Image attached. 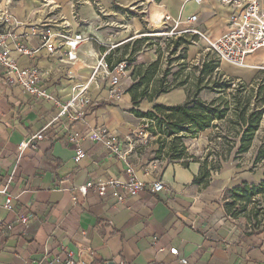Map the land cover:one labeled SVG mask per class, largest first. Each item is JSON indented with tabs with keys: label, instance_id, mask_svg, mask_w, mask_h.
Segmentation results:
<instances>
[{
	"label": "crops",
	"instance_id": "0c3cea01",
	"mask_svg": "<svg viewBox=\"0 0 264 264\" xmlns=\"http://www.w3.org/2000/svg\"><path fill=\"white\" fill-rule=\"evenodd\" d=\"M16 1L13 11L23 23L17 32L26 34V44L33 52L13 55L20 66L34 65L43 73L39 85L57 101H67L78 85L88 81L96 62L95 54L105 51L109 43L118 45L108 54V61L122 59L120 50L125 46L123 58L127 59L132 44L141 40L142 50L133 53V64H148L160 53L162 63L165 51L162 44L168 39L153 40L147 31H142V22L125 13L130 0H118L120 3L115 6L104 0H88L75 7H72L74 0H54L55 11L64 16L72 33L90 34L98 40L81 44L72 60H67L61 51L48 53L40 47L37 35H29L31 25L42 17L38 13L40 1ZM156 2L162 14L168 13L179 21L177 30L192 26L216 39L229 29L232 9L220 0ZM35 3L36 9L30 12ZM96 3L104 13L98 11ZM157 11L151 16L156 24L162 16ZM192 14L198 17L190 24L188 18ZM131 32L142 34L132 36ZM195 45L199 43H187L189 61L205 58L202 48L198 47L201 52L197 53ZM261 64H264L263 49L247 55L243 65L220 61L218 70L225 77L250 82L256 80ZM131 69L129 65L120 79L117 99L110 94L108 79L99 81L97 86L90 84L89 104L84 114L73 120L69 113L56 117L59 109L52 101L31 97L4 81L0 73V188L7 186L13 206V211L0 207V221L13 222L10 231H0V264H34L45 253L57 256L61 245L72 251L78 264H111L118 260L125 264H181L180 258H185L186 264H264V232L247 235L245 218H232L223 206L225 190L241 180H227L226 170H220L208 181L196 179L200 170L197 161L186 165L180 160L161 163L152 157L141 159L137 154L140 145L133 138L136 130L130 110L133 105L126 92L132 83ZM199 97L207 100L202 93ZM185 100V89L177 87L159 94L152 102L141 100L139 110L146 112L156 103L171 106ZM99 125L133 143L127 162L102 144L85 138L81 140L84 155L75 159L74 145L67 134ZM38 131L43 133V139L36 140L34 146L19 148L22 141ZM253 142L254 139L247 152L254 148L256 154L259 145ZM128 165L145 186L124 202H114L94 189L84 194L77 189L87 181L127 182L131 177ZM263 172L258 173L255 182L262 178ZM156 179L164 181L168 189L151 191L149 184ZM3 198L0 194V202ZM24 212L32 217L25 227L16 221V213ZM173 247L177 248L178 256L169 252Z\"/></svg>",
	"mask_w": 264,
	"mask_h": 264
},
{
	"label": "built area",
	"instance_id": "2783aa9c",
	"mask_svg": "<svg viewBox=\"0 0 264 264\" xmlns=\"http://www.w3.org/2000/svg\"><path fill=\"white\" fill-rule=\"evenodd\" d=\"M16 0H0V73L1 78L12 86L21 88L25 93L35 99L52 101L59 109L56 117L69 113L70 120L80 118L84 113L85 107L89 104L88 86L90 84L99 85V81L108 79L110 94L114 98L119 96V82L122 76L128 72L129 62L126 58L120 60H107L108 54L116 48L118 44L109 43L107 49L102 53H96V62L88 81L78 85L71 97L67 101H57L46 89L39 85L43 73L34 65L20 66L16 57L17 52L21 55H30L33 51L26 44V34L17 32V28L23 23L16 17L13 7ZM38 13L42 17L31 25L29 35H37L40 47L48 53L62 52L67 60L76 57V50L81 44L90 41H97L96 37L82 33H72L69 23L62 14L55 11L57 4L54 0H39ZM88 0H74L72 7L80 3H87ZM224 5L232 9L229 17L227 32L216 39H211L208 35L192 26L177 30L178 20L172 18L168 13L161 16V25H169L170 29L160 34L167 38L187 37V43L202 45L203 57L212 55L217 62L226 61L234 65H243L244 58L259 50H264V3L263 0H220ZM98 11L104 13V9L96 3ZM53 8V9H52ZM197 15L192 14L188 18L190 24L195 23ZM159 25V26H161ZM155 40V38L153 39ZM167 54V53H166ZM260 70H264V64L258 65ZM218 69V68H217ZM223 78L225 76L222 75ZM55 117V118H56ZM52 121L46 123L47 128ZM85 138L89 141L102 144L111 153L127 162V154L134 145L132 142L121 140L118 135L110 128L99 125L87 129L86 131H70L67 139L74 145V157L80 159L84 155L81 147V140ZM43 139V133L36 132L22 141L19 148L34 146L36 140ZM156 165H152V170ZM127 172L131 177L127 182L116 180H97L87 181L77 189L80 193H86L88 189H94L100 195H108L114 202H124L128 196H134L141 191L145 183L138 179L130 165ZM149 189L153 192L164 191L168 185L161 179H156L149 184ZM0 194L4 196L0 202V207L7 211H13L12 197L7 193V186L0 188ZM29 213H16V221L22 226H27L31 220ZM13 222L9 220L0 221V231H10ZM169 252L178 256L177 248H170ZM181 264H186L185 258H180ZM34 264H78L73 258L72 251L65 245L59 247L57 256H49L47 253L38 259ZM111 264H125L118 260Z\"/></svg>",
	"mask_w": 264,
	"mask_h": 264
},
{
	"label": "trees",
	"instance_id": "16d2710c",
	"mask_svg": "<svg viewBox=\"0 0 264 264\" xmlns=\"http://www.w3.org/2000/svg\"><path fill=\"white\" fill-rule=\"evenodd\" d=\"M180 47L181 49L179 51ZM186 49L187 41L182 39V37L173 41L167 56L168 63L172 60L169 59L170 55L174 56L173 60H185ZM135 51V48H132L127 59L129 64L132 65L130 71L132 83L126 89L133 105L130 110L136 117L148 118L153 128L156 126L162 130L166 126L167 134L173 135L175 142L180 141V149L178 150L175 147V150L170 154V161H178L181 158L180 156L184 151L182 140L187 134L195 136L200 131L214 127L213 122L220 120H228L230 123H234V125L239 127L234 136L238 138L237 146L233 149L234 158L240 157L249 150L255 133L259 128V122L264 113V106L262 108H250L248 111L247 102L242 106L236 105V107L231 108L227 102H224L222 106L215 105L219 97L208 102L202 100L199 97V93L203 89L216 90L230 84V82L226 81L209 80L203 83L204 77L211 78L212 74L218 68V62L212 55H206L205 58L200 60L201 64L198 69L199 76L190 85L187 82V76L182 75L185 63L179 64L178 69L172 73L170 65L161 70L162 55L160 53L156 60L148 64H133L135 59L132 55ZM194 68L197 67L195 66ZM260 73L262 71L258 72L256 79L259 78ZM158 75L159 77H157ZM177 87H183L186 91V100L183 103L171 106L156 103L153 105L152 110L146 112L137 109L141 100L146 99L152 102L159 94L169 92ZM259 88L262 90L264 83ZM261 101L264 103V97L261 98ZM232 109L235 112L234 119H227L229 116L228 113ZM155 112H159L161 115ZM165 112L167 113L164 114ZM160 150L161 147L157 149V152H160ZM229 150L231 151L232 147ZM229 150L224 161L230 155ZM263 159L264 138L257 148L254 163H258ZM196 161L200 163V170L196 179H205L208 181L213 173H218L222 167L219 161H216V165L208 164L207 166H210L209 168H205L206 160ZM182 164L186 165L187 162H182ZM223 200V206L227 215L232 218H245L247 235L264 232V172L258 182L241 180L227 188L224 192Z\"/></svg>",
	"mask_w": 264,
	"mask_h": 264
},
{
	"label": "rangeland",
	"instance_id": "374dc122",
	"mask_svg": "<svg viewBox=\"0 0 264 264\" xmlns=\"http://www.w3.org/2000/svg\"><path fill=\"white\" fill-rule=\"evenodd\" d=\"M103 1V0H102ZM108 3H111V6H115L120 3L118 0H104ZM116 3V4H115ZM156 0H130L129 4L125 7L127 15H133L138 18L142 22V31H147L148 36L150 38H155L156 40L158 37L162 39L160 34L156 35L154 33H162L164 31H168L170 26L161 25L159 23H155L153 19H151L152 13L156 10H159V6L156 5ZM264 3V0H263ZM16 4L17 1H16ZM36 3L33 7L30 8V12H33L36 9ZM128 11H132V14ZM162 14L161 11H159ZM157 11V13H159ZM161 25V26H159ZM149 29V30H148ZM133 31V29L131 30ZM132 36H138L140 33H133L131 32ZM168 40L163 41L164 48V56L162 63L160 65L161 70L165 69L168 65L171 67V73L178 69V65L181 63H185L184 71L182 72L183 76H187V82L191 85L196 77L199 76L198 69L200 68V60L198 61H189L188 58L185 60H173V57H169L172 59L171 61H167V56L165 54L166 50L171 47V38H167ZM158 41V40H157ZM156 41V43H157ZM166 42V44H164ZM142 41L136 40L135 43L132 44L131 49L135 48L136 51L142 50ZM197 46V45H195ZM202 45L199 43L196 50ZM181 47L179 48L180 51ZM197 50V53L200 51ZM135 51V52H136ZM127 52V47H122L120 50V57L124 59L123 55ZM134 52V54H135ZM201 52V51H200ZM128 59V57H127ZM197 68H194V67ZM260 76L258 79L250 82H244L241 80L232 79L229 77H222V73L216 69L215 73L212 74L211 78L207 76L204 77L203 83H206L207 80L209 81H226L230 82V84L225 85L223 88H219L216 90L211 89H203L200 93L202 96L205 97L207 100L211 101L219 97L216 101L217 106H222L224 102L229 103L231 108L236 107V105H244L247 102L248 111L250 108H262L264 103L261 101V98L264 97V88L261 90L259 87L264 83V70H260ZM159 77V75L157 76ZM199 93V94H200ZM140 106L137 107L139 109ZM158 115H161L159 112H155ZM165 112L164 114H166ZM227 119H234V110L232 109ZM134 116V125L135 131L133 132V138H135L136 145H140L137 147L136 152L140 155L141 159H149L152 157L154 160H158L161 163L164 162H171L169 157L172 151L175 150V147L180 149V141H176L173 139V135H168L166 132V126L161 129H158L156 126L153 128L148 120V118H140ZM214 127L207 128L203 131L198 132L195 136H190L187 134L185 138H183L182 143L184 146V151L181 158L179 159L181 162H190V161H202L203 159L206 160V167L209 168L207 165L215 164L216 161H219L222 165L221 170L228 171V176L226 177L227 180H248L249 182H255L258 179V173L260 171H264V159L258 163H254V148L246 153H243L240 157L234 158L233 149L237 146V137L235 133L238 131V126L234 125V123H230L228 120H220L214 121ZM182 135V134H180ZM264 138V113L262 114V118L259 122V128L254 136V145H259ZM161 147L160 152H157V149ZM230 147L232 150L230 151ZM228 150L230 151V155L227 160L224 161ZM220 155V156H219ZM215 176L216 173H213Z\"/></svg>",
	"mask_w": 264,
	"mask_h": 264
},
{
	"label": "bare ground",
	"instance_id": "6f19581e",
	"mask_svg": "<svg viewBox=\"0 0 264 264\" xmlns=\"http://www.w3.org/2000/svg\"><path fill=\"white\" fill-rule=\"evenodd\" d=\"M159 11H161V10L159 9ZM161 12H162V11H161ZM160 19H161V18H160ZM160 19H159V21H160ZM159 21H158V22H159Z\"/></svg>",
	"mask_w": 264,
	"mask_h": 264
}]
</instances>
